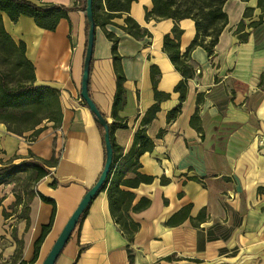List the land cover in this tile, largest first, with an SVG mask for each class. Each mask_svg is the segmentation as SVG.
<instances>
[{
  "label": "crops",
  "instance_id": "obj_1",
  "mask_svg": "<svg viewBox=\"0 0 264 264\" xmlns=\"http://www.w3.org/2000/svg\"><path fill=\"white\" fill-rule=\"evenodd\" d=\"M33 1L40 5L79 4V0ZM151 8L152 0H133L128 13L105 26L118 38L117 51L126 78L125 101L117 115L127 126L114 130L115 142L124 153L145 112L156 102L152 65L160 72L156 89L169 94L158 101L159 110L145 125L153 148L138 157L137 170L152 180L130 188L134 193L131 205L142 197L150 200L147 208L130 211L139 224L129 243L133 259H128V240L110 214L106 192L99 191L54 264H264V1L262 6L258 0L223 2L227 19L214 54L209 56L201 45L190 51L195 74L187 78L182 101L174 91L182 75L164 51L163 37L171 34L176 23L181 29L182 54L196 33L194 21L146 18V10ZM246 8H250L244 18L246 25L260 16L262 22L245 27L248 36L240 42L235 30ZM126 15L150 35L136 38L126 33L121 28ZM2 22L14 41L25 43V55L34 66V84L60 91L62 120L58 128L47 126L30 140L31 130L16 135L0 123V166L11 159L13 163L29 159V152L44 159L57 158L50 173L36 184L23 215L9 208L15 202L13 181L0 183V264H41L104 165L102 135L80 96L86 21L82 11L72 10L52 31L38 27L25 15L11 21L2 13ZM111 45L104 30L96 26L88 92L107 123L113 121L115 92ZM198 93L202 94L200 103H196ZM176 106H180L178 114L167 121L168 111ZM196 109L202 136L190 125ZM160 130L163 133L158 136ZM132 176L126 171V177ZM39 194L52 201L41 200ZM186 205H190L192 217L205 209V221L198 227L188 219L176 226L166 225ZM50 222L34 258L35 241Z\"/></svg>",
  "mask_w": 264,
  "mask_h": 264
},
{
  "label": "trees",
  "instance_id": "obj_2",
  "mask_svg": "<svg viewBox=\"0 0 264 264\" xmlns=\"http://www.w3.org/2000/svg\"><path fill=\"white\" fill-rule=\"evenodd\" d=\"M133 0H92V11L94 23L100 26L105 36L112 42L111 59L115 75V92L112 102L113 121L107 123L109 128V139L112 146V164L107 179L100 191H105L108 199V207L110 214L128 240L127 252L128 259L131 262L133 255L129 248L134 234L139 228V224L135 222L130 211L137 212L147 208L150 204L148 198H140L134 205H131L134 199V193L130 188L137 187L142 182H150L152 176L145 175L137 169L140 167L138 157L153 148L154 142L146 135L145 125L148 124L159 110L158 101L169 96L168 93L160 92L156 89V78L160 74L155 66L150 67V78L154 90L156 102L145 112L141 127L137 129L133 137L132 144L127 152H123L114 139V130L127 126L126 120L120 118L117 112L122 109L125 101L124 82L126 80L122 70L121 56L117 51L118 38L110 31L105 29L106 24L111 23L114 17H120L123 13L129 12V5ZM225 0H152V8L146 10V18L155 17L172 18L178 21L182 18H191L194 21L196 33L187 49L180 54L179 37L181 29L176 23L171 29V34L167 33L163 37V49L167 53L170 61L175 69L182 75V78L174 86V91L179 92L180 101L186 96V81L195 74V70L190 64V51L196 45L203 46L209 56L214 54L213 47L217 42L218 35L226 24L227 16L222 11V4ZM264 0H258V4L262 6ZM86 0H79V4L72 6H64L58 4H36L33 0H0V64L4 65V69L0 67V123L5 124L6 130L16 135H22L23 132L31 130L30 140H34L46 126H41L42 122L51 123L52 128H58L61 125L62 112L59 102V89L50 85L34 84V66L33 63L25 55V43L23 41L16 42L5 30L2 22V13H5L11 21H16L19 16L25 15L32 17L35 24L43 29L54 30L61 18H68V12L72 10H80L85 15L86 33L88 22L86 18ZM250 13V8H246L243 18L240 20L235 33L238 35L240 42L246 41L248 32L245 27L252 28L259 25L262 20L261 16L256 21H250L245 24L244 18ZM121 28L133 37L140 38L150 35L147 29L142 28L129 15L124 18V24ZM91 63V61H90ZM7 69V71H5ZM10 70V72H9ZM90 70V64H89ZM17 79L14 84H10L9 74ZM263 77H260V83ZM202 94L198 93L196 103H200ZM83 104L87 107L86 103ZM180 110V106H176L166 115L167 121L176 117ZM92 114V113H91ZM102 135L104 128L100 125L92 114ZM190 125L194 127L202 136L203 128L198 118V111L195 110L190 118ZM163 130H160L158 136H161ZM29 159L22 160L19 163H13L12 159L8 160L0 166V183L14 181L10 178L19 172L32 171L34 179H41L50 173V168L57 163V158L52 155L48 159L40 158L29 152ZM105 161V148H104ZM126 171L133 173L132 177H126ZM50 185L54 186L55 182ZM123 187V188H122ZM31 193L26 200L33 197ZM43 201H52L50 198L39 194ZM21 196L15 193L14 204H19ZM90 205V204H89ZM89 205L83 210L79 217L78 223L86 214ZM28 208H26L27 210ZM190 205L182 207L175 212L167 221L166 225L176 226L188 219L193 226L198 227L199 223L205 221V209H201L196 217L190 216ZM53 217V215H52ZM52 217L51 220L52 221ZM28 224V217H26ZM51 222L42 227L41 234L34 244L35 254L38 252L39 246L50 229ZM80 253V251H79ZM78 253V255H79ZM169 256L168 259H171ZM24 264V263H22Z\"/></svg>",
  "mask_w": 264,
  "mask_h": 264
},
{
  "label": "water",
  "instance_id": "obj_3",
  "mask_svg": "<svg viewBox=\"0 0 264 264\" xmlns=\"http://www.w3.org/2000/svg\"><path fill=\"white\" fill-rule=\"evenodd\" d=\"M86 18L88 22V29H87V42L86 48L84 53V60H83V71L81 76V90L80 96L82 100L86 103L90 112L94 115L97 122L103 126V141H104V148H105V161L102 168V171L96 180V182L84 193L82 198L80 199L78 205L73 210L72 214L66 221L65 225L63 226L61 232L59 233L58 237L54 241L51 249L49 250L46 257L43 259L41 264H54L56 259L58 258L61 250L63 249L64 245L68 241L71 233L73 232L74 228L76 227L79 217L82 214L83 210L91 203L92 199L96 196V194L101 190L103 187L109 170L112 164V146L109 139V128L104 116L98 110L92 99L90 98L88 92V77H89V64L92 58V51H93V44H94V33L96 25L94 23L93 18V11H92V0H86Z\"/></svg>",
  "mask_w": 264,
  "mask_h": 264
},
{
  "label": "rangeland",
  "instance_id": "obj_4",
  "mask_svg": "<svg viewBox=\"0 0 264 264\" xmlns=\"http://www.w3.org/2000/svg\"><path fill=\"white\" fill-rule=\"evenodd\" d=\"M0 67L2 69H4V65L0 64ZM7 71V69L5 70ZM10 72V70H9ZM16 78L12 75V73L9 74V81L10 84H14L16 82ZM41 126H50L51 127V123H46V122H42ZM35 174L28 170V171H23V172H19L16 175H14V177L10 178L13 179V186H12V191H14V194L17 193L21 196V203L20 206H14V203L9 205V208L11 209L12 213H16L18 211H20V214L23 215L26 213V200L29 197V195L31 193H35L36 190V184L38 183V181L40 179L35 180L34 179Z\"/></svg>",
  "mask_w": 264,
  "mask_h": 264
}]
</instances>
